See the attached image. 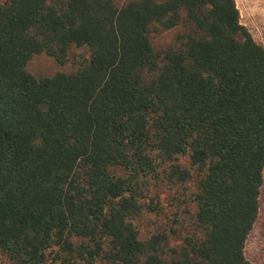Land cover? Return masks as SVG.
Instances as JSON below:
<instances>
[{
    "label": "trees",
    "instance_id": "obj_1",
    "mask_svg": "<svg viewBox=\"0 0 264 264\" xmlns=\"http://www.w3.org/2000/svg\"><path fill=\"white\" fill-rule=\"evenodd\" d=\"M263 184L234 0H0V264H254Z\"/></svg>",
    "mask_w": 264,
    "mask_h": 264
},
{
    "label": "rangeland",
    "instance_id": "obj_2",
    "mask_svg": "<svg viewBox=\"0 0 264 264\" xmlns=\"http://www.w3.org/2000/svg\"><path fill=\"white\" fill-rule=\"evenodd\" d=\"M239 12V21L251 34L252 38L264 48V0H234ZM175 30L162 32L152 36L156 49H164L172 41ZM75 55L87 56L85 50L71 49ZM27 70L34 77H50L56 73H71L74 67L71 63L58 65L52 58L45 54L33 56L27 63ZM164 223L168 222L165 215ZM244 253L246 258L254 264H264V184L260 195V211L258 219L249 234Z\"/></svg>",
    "mask_w": 264,
    "mask_h": 264
}]
</instances>
